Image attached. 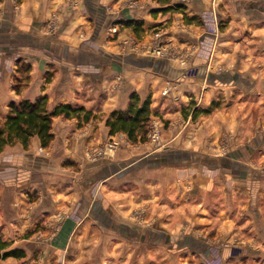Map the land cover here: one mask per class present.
<instances>
[{
  "label": "crops",
  "instance_id": "crops-1",
  "mask_svg": "<svg viewBox=\"0 0 264 264\" xmlns=\"http://www.w3.org/2000/svg\"><path fill=\"white\" fill-rule=\"evenodd\" d=\"M179 2L0 0V127L42 97L91 113L0 153V235L25 255L0 264H144L173 242L264 264V0ZM134 94L158 143L110 133Z\"/></svg>",
  "mask_w": 264,
  "mask_h": 264
},
{
  "label": "trees",
  "instance_id": "trees-1",
  "mask_svg": "<svg viewBox=\"0 0 264 264\" xmlns=\"http://www.w3.org/2000/svg\"><path fill=\"white\" fill-rule=\"evenodd\" d=\"M160 7L157 13L183 11L184 4L179 0H153ZM29 68V67H28ZM27 68V69H28ZM29 71V70H28ZM30 78L17 79L16 91L27 86ZM91 113L83 108L70 105H61L54 111L47 109V98L42 97L36 102L20 101L10 105V113L0 127V153L6 147L22 144L28 148L34 138H38L43 148L50 146L54 136L52 125L54 118H84L87 122ZM153 112L149 100L141 102L137 95H132L129 109L126 112H113L106 124L111 134L124 133L133 143H145L151 130ZM9 243L0 235V261L11 257L23 258L25 255L20 250H8Z\"/></svg>",
  "mask_w": 264,
  "mask_h": 264
},
{
  "label": "rangeland",
  "instance_id": "rangeland-1",
  "mask_svg": "<svg viewBox=\"0 0 264 264\" xmlns=\"http://www.w3.org/2000/svg\"><path fill=\"white\" fill-rule=\"evenodd\" d=\"M160 128H161V139L163 137V125L157 120ZM150 141V140H149ZM148 250L146 249H135L133 250V264H141L140 257L146 254ZM151 252V250L149 251ZM124 251L118 253V257H124ZM157 256V255H156ZM156 256H153V259L149 258L148 260H144V264H204V254L200 252L198 254H194L193 251H183L177 248L175 242L169 243L165 245V250L162 255H158V261L156 260ZM194 256V257H193ZM162 259V260H161ZM146 261V262H145Z\"/></svg>",
  "mask_w": 264,
  "mask_h": 264
},
{
  "label": "built area",
  "instance_id": "built-area-1",
  "mask_svg": "<svg viewBox=\"0 0 264 264\" xmlns=\"http://www.w3.org/2000/svg\"><path fill=\"white\" fill-rule=\"evenodd\" d=\"M156 51L161 53L162 52L161 47H159ZM161 135H162V132H161V128H160L158 121L153 120L152 125H151V130L148 134V139L151 142L158 143L161 139ZM117 147H118V142H115V141L109 143L107 146V148L111 151H115Z\"/></svg>",
  "mask_w": 264,
  "mask_h": 264
}]
</instances>
